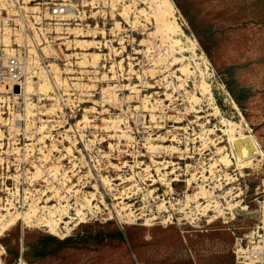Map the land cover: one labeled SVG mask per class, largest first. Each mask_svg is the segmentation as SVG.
<instances>
[{"label": "rangeland", "instance_id": "rangeland-1", "mask_svg": "<svg viewBox=\"0 0 264 264\" xmlns=\"http://www.w3.org/2000/svg\"><path fill=\"white\" fill-rule=\"evenodd\" d=\"M109 6L47 76L0 84V264H245L264 244V157L238 153L264 151L263 0H172L200 68L151 0Z\"/></svg>", "mask_w": 264, "mask_h": 264}, {"label": "built area", "instance_id": "built-area-1", "mask_svg": "<svg viewBox=\"0 0 264 264\" xmlns=\"http://www.w3.org/2000/svg\"><path fill=\"white\" fill-rule=\"evenodd\" d=\"M111 1L0 0V33L13 38L0 49V84L21 90L47 76L45 68L67 61L61 57L63 36L89 32L91 20L107 17Z\"/></svg>", "mask_w": 264, "mask_h": 264}, {"label": "bare ground", "instance_id": "bare-ground-1", "mask_svg": "<svg viewBox=\"0 0 264 264\" xmlns=\"http://www.w3.org/2000/svg\"><path fill=\"white\" fill-rule=\"evenodd\" d=\"M151 2H152V6L161 15L160 16V21L163 22L162 23V32L164 34V37L168 41L169 40L173 41L174 40L173 39V35H175V34L176 35L179 34V35H181L183 37H186L187 38V42L186 43H192L194 45V47L192 48V57L194 58L193 60L196 61V66L200 68V63L197 62V60H199V55L196 52V46H195L194 42L192 40H190L184 34V31L181 29L180 25L176 22V20H174L172 18V14H173V12H172V0H151ZM180 42H182V41L180 39H178V40H174L172 42V44L175 47H176V45L180 46L179 49H178L179 50V54L182 55V58H185L184 53L188 49L187 48L188 46H186L185 43L179 44ZM172 44H170V46ZM173 46H171V48ZM203 90H205L206 92H210L211 91V86L206 81H205V84L203 85ZM217 111L219 112V110H217ZM224 121H225L228 129L232 131L233 130L232 122L229 119H227V118H224ZM238 153L240 154L241 157H243V158L245 157L246 160H252L253 158L257 157V155L261 156V157H264V151L261 149V147L254 140H253V144L238 149ZM222 160L224 162L229 163L228 155L223 156ZM263 160H264V158H263ZM249 163H250V161H249ZM57 222H58V220L51 219V220H49L48 223L53 226V225H56ZM44 223L47 224V222H45V220H44ZM240 251L245 255V256H243V258H245V261H244L245 264H247L246 262H249L248 264H256V263H258L261 260L260 259V254H262V255L264 254L263 253L264 244L262 246H259V248L255 249V250L241 249Z\"/></svg>", "mask_w": 264, "mask_h": 264}, {"label": "crops", "instance_id": "crops-1", "mask_svg": "<svg viewBox=\"0 0 264 264\" xmlns=\"http://www.w3.org/2000/svg\"><path fill=\"white\" fill-rule=\"evenodd\" d=\"M261 19L262 21L259 27L255 26L254 28L255 34H257L255 38L257 43L254 42V49L247 52L249 59L254 61V65H247L246 75L248 81L251 82V91L254 93L253 96L258 97L261 100L264 112V0Z\"/></svg>", "mask_w": 264, "mask_h": 264}]
</instances>
